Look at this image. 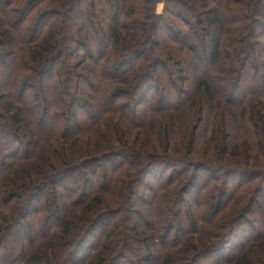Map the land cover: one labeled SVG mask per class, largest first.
Returning <instances> with one entry per match:
<instances>
[{"label": "trees", "instance_id": "trees-1", "mask_svg": "<svg viewBox=\"0 0 264 264\" xmlns=\"http://www.w3.org/2000/svg\"><path fill=\"white\" fill-rule=\"evenodd\" d=\"M260 49L264 0H0V264H264Z\"/></svg>", "mask_w": 264, "mask_h": 264}, {"label": "rangeland", "instance_id": "rangeland-1", "mask_svg": "<svg viewBox=\"0 0 264 264\" xmlns=\"http://www.w3.org/2000/svg\"><path fill=\"white\" fill-rule=\"evenodd\" d=\"M163 7H164V5H163V3H157L156 5H155V11H156V13L157 14H161L162 13V11H163ZM259 51V53L261 54V55H263V57H264V49H260V50H258ZM253 63V62H252ZM251 63V64H252ZM262 74H264V69L263 68H261V70H259V73L257 74V72H254V74L252 75V77L256 80V81H258L259 80V78L261 77V75ZM200 78V77H199ZM262 101L264 102V97L262 98ZM234 111H236V110H234ZM236 112H239V111H236ZM236 128H237V130H238V133H244L245 131H246V122L245 121H237V123H236ZM257 137H258V135H257ZM252 142H254V139H252L251 140ZM254 152H256L257 153V151L255 150ZM256 192H257V189H256V186L255 185H249V186H247V187H245L244 188V190L242 191V193H241V200L243 201V199L244 200H246L247 198H248V196L251 194V193H253V195H257L256 194ZM246 196V197H245ZM245 197V198H244ZM260 199V198H259ZM260 201H263L262 199H260ZM158 255V254H157Z\"/></svg>", "mask_w": 264, "mask_h": 264}]
</instances>
